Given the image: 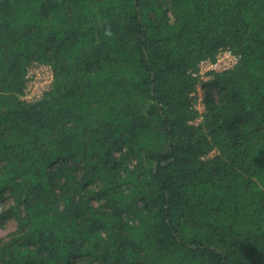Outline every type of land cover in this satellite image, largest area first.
<instances>
[{
    "label": "trees",
    "instance_id": "16d2710c",
    "mask_svg": "<svg viewBox=\"0 0 264 264\" xmlns=\"http://www.w3.org/2000/svg\"><path fill=\"white\" fill-rule=\"evenodd\" d=\"M1 201L0 264H264V0H0Z\"/></svg>",
    "mask_w": 264,
    "mask_h": 264
},
{
    "label": "built area",
    "instance_id": "2783aa9c",
    "mask_svg": "<svg viewBox=\"0 0 264 264\" xmlns=\"http://www.w3.org/2000/svg\"><path fill=\"white\" fill-rule=\"evenodd\" d=\"M238 61V57L233 54L230 50L225 48H220L215 53V56L213 59L211 58H202L197 62L196 70L192 72V75H197L200 79H207L209 74L211 72H219L226 69H229L233 67L236 62ZM33 68H31L28 73V81L26 82V87L24 89L25 91V97L31 98L32 95L37 97L39 95V92L42 88L47 86L51 80V73L45 66H37V71H33ZM45 71L41 72V71ZM35 73V76H34ZM31 75H33L31 77ZM36 88L38 89V92L35 93ZM197 88V94L198 89ZM31 94V95H30ZM34 97V98H35ZM200 101H202V95L197 98V104L196 106L200 109ZM203 106V105H202Z\"/></svg>",
    "mask_w": 264,
    "mask_h": 264
},
{
    "label": "rangeland",
    "instance_id": "374dc122",
    "mask_svg": "<svg viewBox=\"0 0 264 264\" xmlns=\"http://www.w3.org/2000/svg\"><path fill=\"white\" fill-rule=\"evenodd\" d=\"M34 72L37 71V67L36 68H33L32 69ZM45 73V72H44ZM34 76H35V73H34ZM39 89V88H38ZM38 89L36 88L35 90V93L38 92ZM198 96L200 97V95H202V91L201 89L199 88L198 89ZM24 95H25V91H24ZM23 95V98H25L26 101H32L34 99V95L31 96V98H26L25 96ZM31 95V94H30ZM200 110H202V102L200 101ZM1 204L3 203V201L0 202ZM14 228V223L13 222H9L7 225H5V227H0V238L4 237L9 231H11L12 229Z\"/></svg>",
    "mask_w": 264,
    "mask_h": 264
}]
</instances>
